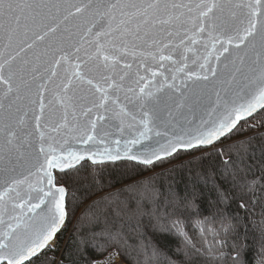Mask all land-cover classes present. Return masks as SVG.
Listing matches in <instances>:
<instances>
[{
	"label": "snow or ice",
	"instance_id": "1",
	"mask_svg": "<svg viewBox=\"0 0 264 264\" xmlns=\"http://www.w3.org/2000/svg\"><path fill=\"white\" fill-rule=\"evenodd\" d=\"M153 207L136 264H264V0H0V264H127Z\"/></svg>",
	"mask_w": 264,
	"mask_h": 264
},
{
	"label": "trees",
	"instance_id": "2",
	"mask_svg": "<svg viewBox=\"0 0 264 264\" xmlns=\"http://www.w3.org/2000/svg\"><path fill=\"white\" fill-rule=\"evenodd\" d=\"M258 155V154H257ZM226 159V158H225ZM223 163V161L220 160H212V159H204L200 164L196 165L195 168L198 170H206V169H213L219 167V165ZM176 181V186L179 187V189L183 190L186 184L190 182V176L187 170L179 171L174 177ZM191 179H195L194 173ZM109 180H111L115 188H119L122 186V183H127L128 180L126 177L119 176L116 172H113L111 175L106 174L105 175V183H107ZM116 181H120L117 183ZM223 183L222 181H220ZM165 186H167L168 180L165 178L164 180ZM198 186L201 189L203 193V200L205 202V206H207V200L212 199L215 200L216 194L214 191H210L211 185L208 187H205L202 182H198ZM97 191H99L97 189ZM105 191H114V188H106ZM96 197L93 196L92 199H95ZM90 202V201H87ZM238 205L237 203L232 204V210L235 211L237 209ZM141 211L144 213L143 216H137L136 218H133L132 213H128L125 216V222L120 221L117 219L116 226L119 228H122L123 231L126 233V238L128 239V248L130 253V260L127 262V264H136L137 257L135 255L134 249L136 248H142L145 243V235L148 239H151L154 242H158L161 247L165 248L166 251H168L169 255L173 254V251L176 247V243L171 238H165L161 236L159 233L155 232L151 226L149 225V216L148 212L153 211V208H141ZM79 214V213H77ZM243 214V213H241ZM136 219L142 220V224L139 228H136ZM71 230V226H69V231ZM69 233H65L64 235V242L66 243L68 241Z\"/></svg>",
	"mask_w": 264,
	"mask_h": 264
}]
</instances>
